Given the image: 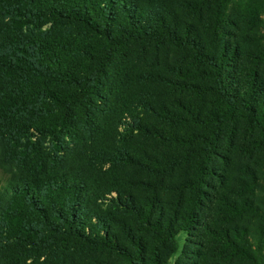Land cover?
Here are the masks:
<instances>
[{
	"label": "trees",
	"instance_id": "16d2710c",
	"mask_svg": "<svg viewBox=\"0 0 264 264\" xmlns=\"http://www.w3.org/2000/svg\"><path fill=\"white\" fill-rule=\"evenodd\" d=\"M233 1L0 0V264H166L181 230L264 264V0Z\"/></svg>",
	"mask_w": 264,
	"mask_h": 264
},
{
	"label": "rangeland",
	"instance_id": "374dc122",
	"mask_svg": "<svg viewBox=\"0 0 264 264\" xmlns=\"http://www.w3.org/2000/svg\"><path fill=\"white\" fill-rule=\"evenodd\" d=\"M248 4H249V0H234L232 2V16L235 15V16H233L235 19H237L239 21H243V16H244L243 14H244ZM234 13H236V14H234ZM261 18L263 19L262 25L264 27V13L261 16ZM135 141H136V143L139 144L143 141V139L137 138V139H135ZM3 148H4V144L1 143L0 144V153L3 150ZM126 169L129 173H131V171H132L131 168H126ZM9 173H10V171L8 169V166H6V164L0 165V206L4 203V201L8 195L7 178L9 176ZM176 240L178 243L177 251L174 252L168 258V261L166 264H177V261L179 259H184L185 262L189 264V261L191 258H187L186 253L189 256L190 255H193V257L195 256L196 259L198 260V262L200 260L202 261V257H199L195 253L193 254V252H192V251H194L193 250L194 248L196 249L198 247L206 255V258H205V260H203V263H204V261L206 262V260L211 261L214 259V257L212 256L211 247H214L215 245H210L208 243L207 239H204V238L202 239V237H200L196 233V230H193L192 232L181 230L176 234ZM86 253H89L88 256H86L87 257L86 260H88V259L91 260L92 264H98L97 260H95V259H99L100 257H102V256H97V258L94 259V257L92 256L93 254H91L93 252H86ZM105 257H109L110 259H117V258H115L117 256H113V255L105 256Z\"/></svg>",
	"mask_w": 264,
	"mask_h": 264
}]
</instances>
